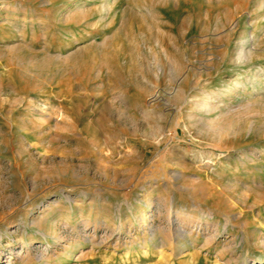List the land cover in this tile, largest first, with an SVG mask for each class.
<instances>
[{"label": "rangeland", "instance_id": "rangeland-1", "mask_svg": "<svg viewBox=\"0 0 264 264\" xmlns=\"http://www.w3.org/2000/svg\"><path fill=\"white\" fill-rule=\"evenodd\" d=\"M0 264H264V0H0Z\"/></svg>", "mask_w": 264, "mask_h": 264}, {"label": "bare ground", "instance_id": "bare-ground-1", "mask_svg": "<svg viewBox=\"0 0 264 264\" xmlns=\"http://www.w3.org/2000/svg\"><path fill=\"white\" fill-rule=\"evenodd\" d=\"M208 215H210L208 213ZM226 224L228 223V219H226ZM225 227V226H224ZM172 232L170 233L169 237H168V241L169 244L172 245L173 242H176L178 240V238L184 236L185 232L182 230V228L178 225L176 226L173 230H171ZM42 234L45 235L44 232H42ZM162 253V251H160Z\"/></svg>", "mask_w": 264, "mask_h": 264}]
</instances>
